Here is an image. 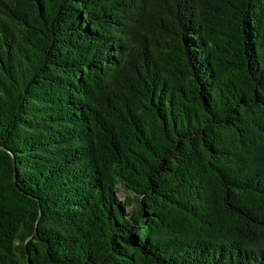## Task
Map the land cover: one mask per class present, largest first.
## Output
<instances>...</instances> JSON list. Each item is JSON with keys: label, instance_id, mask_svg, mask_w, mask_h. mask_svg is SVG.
Masks as SVG:
<instances>
[{"label": "trees", "instance_id": "trees-1", "mask_svg": "<svg viewBox=\"0 0 264 264\" xmlns=\"http://www.w3.org/2000/svg\"><path fill=\"white\" fill-rule=\"evenodd\" d=\"M0 264H264V0H0Z\"/></svg>", "mask_w": 264, "mask_h": 264}, {"label": "rangeland", "instance_id": "rangeland-1", "mask_svg": "<svg viewBox=\"0 0 264 264\" xmlns=\"http://www.w3.org/2000/svg\"><path fill=\"white\" fill-rule=\"evenodd\" d=\"M127 194V191L123 190L119 193V197L124 198Z\"/></svg>", "mask_w": 264, "mask_h": 264}]
</instances>
